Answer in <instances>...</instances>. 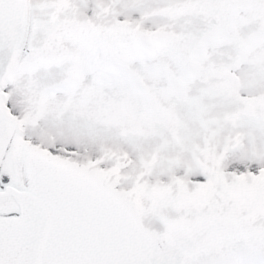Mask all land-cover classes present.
Listing matches in <instances>:
<instances>
[{"label":"snow or ice","instance_id":"snow-or-ice-1","mask_svg":"<svg viewBox=\"0 0 264 264\" xmlns=\"http://www.w3.org/2000/svg\"><path fill=\"white\" fill-rule=\"evenodd\" d=\"M0 264H264V0H0Z\"/></svg>","mask_w":264,"mask_h":264}]
</instances>
